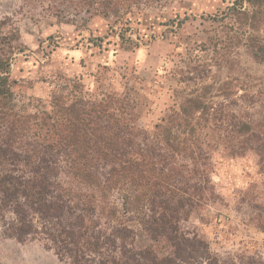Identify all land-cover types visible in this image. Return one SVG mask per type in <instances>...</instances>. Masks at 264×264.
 <instances>
[{
	"label": "trees",
	"instance_id": "trees-1",
	"mask_svg": "<svg viewBox=\"0 0 264 264\" xmlns=\"http://www.w3.org/2000/svg\"><path fill=\"white\" fill-rule=\"evenodd\" d=\"M65 1L89 16L129 22L119 0ZM227 15L249 31L247 49L264 65V0H232ZM18 40V28L0 21V236L41 242L65 264H264L247 249L213 252L187 226L219 199L202 142L212 118L203 94L186 97L147 132L131 99L79 77L58 75L46 98L26 96L23 80L11 78ZM229 126L219 138L229 140L223 151L257 159L260 180L241 201L247 222L264 233V124Z\"/></svg>",
	"mask_w": 264,
	"mask_h": 264
},
{
	"label": "rangeland",
	"instance_id": "rangeland-1",
	"mask_svg": "<svg viewBox=\"0 0 264 264\" xmlns=\"http://www.w3.org/2000/svg\"><path fill=\"white\" fill-rule=\"evenodd\" d=\"M119 1L126 25L84 14L65 0H0V21L19 33L11 78L23 80L26 96L35 98H46L58 75L124 94L147 132L186 97L203 94L212 118L202 142L219 199L200 207L187 226L213 252L247 249L264 258V233L247 222L250 210L241 201L248 184L259 179L257 159L250 153L229 157L221 148L229 140L219 139L229 122L264 124V65L247 49L249 31L228 18L232 0ZM259 30L264 41V18ZM121 35L133 43H121ZM0 264L65 263L41 242L0 236Z\"/></svg>",
	"mask_w": 264,
	"mask_h": 264
}]
</instances>
